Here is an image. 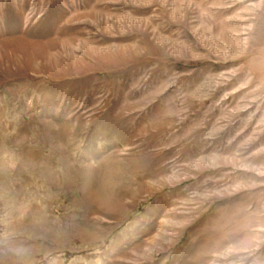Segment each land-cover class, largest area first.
<instances>
[{
  "label": "rangeland",
  "instance_id": "obj_1",
  "mask_svg": "<svg viewBox=\"0 0 264 264\" xmlns=\"http://www.w3.org/2000/svg\"><path fill=\"white\" fill-rule=\"evenodd\" d=\"M0 264H264V0H0Z\"/></svg>",
  "mask_w": 264,
  "mask_h": 264
}]
</instances>
